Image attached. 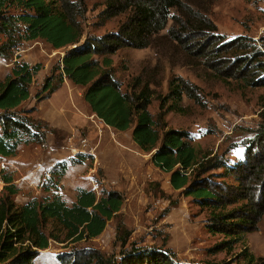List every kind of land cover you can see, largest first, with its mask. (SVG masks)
Returning <instances> with one entry per match:
<instances>
[{
    "label": "trees",
    "instance_id": "trees-1",
    "mask_svg": "<svg viewBox=\"0 0 264 264\" xmlns=\"http://www.w3.org/2000/svg\"><path fill=\"white\" fill-rule=\"evenodd\" d=\"M87 11L86 0H0V36L5 37L0 56L8 58L24 41L40 38L57 49L70 47L57 67L60 82L66 77L85 87V100L107 125L121 131L133 128L134 141L145 151H155L154 164L170 174L171 186L208 211L207 229L223 235L212 252H232L259 229L264 218V111L239 144L206 150L192 143L189 131L167 127L165 122L169 111L184 113L185 96L200 101L198 86L181 77L172 78L168 92L157 95L160 109L155 116L150 110L155 97L151 81L137 76L125 84L116 76L112 55L123 48L149 47L153 37L172 21L168 33L173 40L190 54L205 56L218 77L259 88L264 87V35L227 38L210 17L185 0H104L100 17L122 16L117 30L88 33L84 38ZM40 69V64L17 62L0 78V176L4 182L0 191V264H38L36 258L52 241L77 244L98 237L124 203L123 195L115 190L79 188L69 204L60 192L68 171L66 161L54 166L41 198L16 201L21 188L14 172L1 168V163L16 156L21 144L44 141L40 125L15 113L30 98V86ZM51 78L44 86L48 94L58 89ZM231 151L235 158L230 157ZM130 234L124 225L119 226V252L74 245L58 258L61 264H196L176 260L173 251L163 245L130 243ZM203 264H264V255H256L246 246L230 259Z\"/></svg>",
    "mask_w": 264,
    "mask_h": 264
},
{
    "label": "rangeland",
    "instance_id": "rangeland-1",
    "mask_svg": "<svg viewBox=\"0 0 264 264\" xmlns=\"http://www.w3.org/2000/svg\"><path fill=\"white\" fill-rule=\"evenodd\" d=\"M185 1L210 17L218 26L217 31L227 38L249 35L258 39L264 35V0ZM86 2L84 38L88 33L103 35L117 30L122 16L104 20L100 17L104 0ZM171 25L172 21L155 35L149 47L123 48L112 55L116 76L125 84L137 76L151 81L155 97L150 110L155 116L160 109L157 95L168 92L169 81L174 77L189 80L198 86L200 101L185 96L184 113H165L167 127L189 131L192 143L206 150L239 144L249 136L247 129L256 127L261 120L264 87H245L233 78L218 77L205 62V56L190 54L173 40L168 33ZM4 40L0 36V44ZM68 49H57L40 38L24 41L8 58L0 56V78L17 62L40 64L41 69L30 86V98L15 113L32 118L40 125L41 136L46 135L42 142L21 144L17 155L5 158L1 168L5 166L14 172L15 182L21 188L15 195L18 203L46 194L43 189L46 178L63 161L68 162V171L60 183V192L69 204L75 200L79 188L115 190L123 195L124 203L101 235L77 244L52 241L36 262L61 264L58 254L74 245L119 252L120 225L131 231L130 243L163 245L180 262L217 263L230 259L246 246L256 255H264V218L259 229L248 234L246 242L238 243L232 252H212L223 235L207 229L205 208L171 186L170 174L154 164L155 151H145L134 141L133 128L121 131L101 120L84 98L85 87L66 77L60 82L57 67ZM50 77V82L58 86L52 94L44 92ZM236 156L231 151L230 157ZM0 181L1 191L4 185L1 176Z\"/></svg>",
    "mask_w": 264,
    "mask_h": 264
},
{
    "label": "bare ground",
    "instance_id": "bare-ground-1",
    "mask_svg": "<svg viewBox=\"0 0 264 264\" xmlns=\"http://www.w3.org/2000/svg\"><path fill=\"white\" fill-rule=\"evenodd\" d=\"M0 185H1V181H0Z\"/></svg>",
    "mask_w": 264,
    "mask_h": 264
},
{
    "label": "built area",
    "instance_id": "built-area-1",
    "mask_svg": "<svg viewBox=\"0 0 264 264\" xmlns=\"http://www.w3.org/2000/svg\"><path fill=\"white\" fill-rule=\"evenodd\" d=\"M5 166H3L2 168H4Z\"/></svg>",
    "mask_w": 264,
    "mask_h": 264
},
{
    "label": "crops",
    "instance_id": "crops-1",
    "mask_svg": "<svg viewBox=\"0 0 264 264\" xmlns=\"http://www.w3.org/2000/svg\"><path fill=\"white\" fill-rule=\"evenodd\" d=\"M1 187H2V185H1Z\"/></svg>",
    "mask_w": 264,
    "mask_h": 264
}]
</instances>
